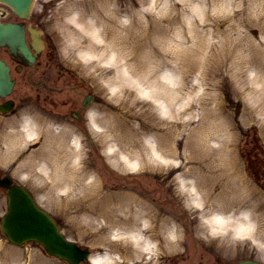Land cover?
<instances>
[{"label":"bare ground","instance_id":"obj_1","mask_svg":"<svg viewBox=\"0 0 264 264\" xmlns=\"http://www.w3.org/2000/svg\"><path fill=\"white\" fill-rule=\"evenodd\" d=\"M56 1L59 4L57 11L61 14L56 23L61 27L66 52L73 61L86 63V72L95 83L103 84L107 94L101 105L103 110L89 112L88 119L93 124L99 118H105L108 127L100 132V136L101 140L108 142L106 151L110 161L125 171L135 169L132 164L135 160L142 171L154 175L161 170H155L153 165L162 160L166 165L162 170L166 176L161 181L167 180L168 176L174 177L180 191L192 199L184 207L196 213L197 225L208 236L248 234L263 246L264 194L241 165L236 148L238 131L232 115L225 107H210L207 102L193 124L195 120H186L183 116L185 106L181 90L184 87L170 90L167 86V82H175L178 71H183L188 55L198 54L201 58L207 46L214 43L207 56L213 57L219 65L229 60L231 75L240 77L247 65L254 66L256 74L251 80L258 77L262 87L247 85L243 88H250L257 94V100L263 102L264 59L261 48L248 36L241 37L244 34L239 29L235 38L225 31L211 43L210 30L203 31L199 24V21L205 23L210 16L206 6H199L197 12L192 8L191 17L187 18L182 12L166 13L164 7L155 11L151 8L152 14L142 13L137 10V0H97L96 17L77 11L74 0ZM249 1L250 5L256 4L264 9V0ZM229 3L222 0L218 4L219 11L226 13L224 9H230ZM124 4L128 8H123ZM216 5L214 1L210 10H217ZM182 18L188 24L187 30ZM163 19L168 23H162ZM260 26L264 31V18ZM187 39L194 42L188 53L184 47ZM171 57H174V68L178 70L172 73L162 70L170 63ZM136 94L154 102L166 116L167 125L153 118L136 121L127 119L130 115L123 116L119 107L128 106L133 110L138 104ZM143 111L152 116L150 107H144ZM191 124L189 132L183 135L182 127ZM34 125L32 120L25 119L23 143L36 136V132L48 130L46 135L52 132L42 126L35 130ZM145 130L150 132L148 136L143 135ZM46 139L37 154L45 160L29 174L47 178L53 189L64 185L68 196L73 193L84 196L87 229L96 227L94 234L115 229L120 236L111 249L123 250V255L131 256L136 264H156L159 256L165 257L179 249L183 230L167 210L132 185L115 188L88 166L83 169L86 163L80 160L79 135L71 134L73 149L64 155L52 152ZM181 140L182 148L179 146ZM37 155L22 160L17 171L24 172L27 167H32L37 162ZM100 214L105 218L101 226L95 222ZM128 241L131 247L126 246ZM35 256H31L29 264H44ZM22 260V255L13 253L5 241L0 240V264H21ZM92 260L98 264L118 261L110 252L94 255Z\"/></svg>","mask_w":264,"mask_h":264},{"label":"rangeland","instance_id":"obj_2","mask_svg":"<svg viewBox=\"0 0 264 264\" xmlns=\"http://www.w3.org/2000/svg\"><path fill=\"white\" fill-rule=\"evenodd\" d=\"M77 2L76 9L82 12L84 15H96L97 11L95 8L98 4L97 0H74ZM217 3V10H210L212 8L213 2ZM222 0H137V10L142 13L152 14L150 9L154 11L162 7L165 8L166 13L182 12L189 18L191 17L192 8L194 12H197L199 6H206L207 11L210 16L205 21H199L201 24V29L205 31L208 29L210 33V41H216L219 34L225 31H229L231 35L235 38L239 31L244 34L243 36H248L253 40L254 44L261 48L262 57L264 59V31L260 24L263 21V11L260 6L253 4L250 5L249 0H226L230 1L228 4L230 9L227 12L219 11L218 4ZM46 3V7L49 6L48 12L45 19H41V25L46 30V34L51 35L53 38L48 39V43L56 49L57 56L55 62L51 64H46L44 58L43 64L39 67L36 74L38 77L44 78L47 83L51 85H57V87L68 86V89L62 93H51L49 97L44 96L39 97L38 92L44 91L48 92L42 88H35L29 86V83H25L23 79L20 80L18 84V89L15 93L18 103L20 104L19 110L16 114L6 116L8 122V127L16 129L20 127L21 119L25 116L33 118L35 122H41L46 120L51 126L56 121L54 120L55 114L52 111H59L60 109L65 110L68 117H63L62 120H69L68 124L74 125V130L80 134L81 141L83 144V162L86 163L88 169L94 170L98 173L100 178L102 177L104 181L116 186L127 184L134 185V188L143 193L147 198L155 201L159 206L167 210L174 218L179 220L182 225L183 232L186 235V239L182 244V251H175L166 256L162 261L163 264H173L181 260H185L189 256L193 258L188 259L191 263L194 260V256L198 257L203 254L209 260L213 259V256L222 254L226 259L237 260L244 257H252L264 261V244H260L250 241L248 236L238 235L234 237L233 235L228 236H208L204 232L203 228H199L196 225L197 221L193 218L196 213L192 209L184 207L190 199L185 192L180 191V186L175 181L174 177L168 176V179L164 180L166 173L162 170L165 169L166 165L164 162L156 161L153 168L155 170H161V173L156 171L155 175L148 173L149 171H142L133 173L131 170L122 171L116 167L109 159L107 154V144L101 140L100 132H104L108 124L105 118H99L96 123H91L88 119V112L102 111L101 105L104 99H106L107 94L105 93L104 86L102 83H95L92 79L93 77L89 75L86 70L85 62L73 61L72 57L66 52L64 39L61 30L57 23H54V18L58 17L60 14L55 13L57 6L49 0H36L34 5V12L31 20H36V16L42 13V4ZM9 10L7 6H2L0 8ZM123 8H128L126 4ZM146 11V12H145ZM149 11V12H148ZM197 15V14H196ZM146 19L148 16H144ZM12 12L6 19H15ZM38 20V19H37ZM162 23H168L167 19H163ZM183 26L187 30L188 24L183 18L181 19ZM203 24V26H202ZM173 29V28H172ZM174 33V30L172 31ZM194 46V42L187 39L184 42V47L186 48V53L188 49ZM210 48H214V43L208 45L204 51L203 57L200 58L198 54L188 55L186 57V66H184L185 72L182 73L183 80V98L184 106L186 111L183 116L186 120L198 119L200 113L203 111L204 106L210 107H225L226 111L230 112L233 117V121L236 125L238 131V139L236 141L237 154L241 161V165L244 171L249 175L250 180L262 191L264 194V99L263 102L257 100V94L252 92L250 88H243L247 85L262 87V82L257 77L254 81L251 80L256 74V69L254 66L247 65L240 77L230 74V61L224 60L221 65L219 62L214 61L213 57L209 58L207 55ZM4 53L3 51H1ZM5 54V53H4ZM174 57H171L170 63L165 66L162 70L167 69L168 72L172 73L176 70L174 64ZM57 59L61 63L57 62ZM215 62L217 67L215 68ZM169 67V68H168ZM64 68V69H63ZM171 68L174 70L171 71ZM77 86L78 90L88 94L92 92L94 94L93 102L86 109V120L84 125L77 123L76 120H71L70 111L67 109V105L62 104L64 100L67 99L69 94L75 93L71 87ZM167 86L170 90L174 86V81L167 82ZM75 90L76 87H73ZM81 94V98L84 95ZM264 96V94H263ZM136 101L138 104L131 110L130 107H119V111L123 116L130 115L127 119L139 121L140 119L148 120L154 119L159 121L167 120L164 113L161 112L160 108L155 105V103L149 102L136 94ZM144 107H150L152 116L148 112L143 111ZM137 111H136V110ZM52 110V111H51ZM133 111H135L134 114ZM102 112H100L101 114ZM222 116V114H221ZM2 118V116H0ZM56 119V118H55ZM165 119V120H164ZM58 122H62L59 120ZM195 122H193L194 124ZM182 127L183 135L187 134L190 127ZM66 124L62 123V126ZM167 125V121L165 124ZM12 130H3L4 132ZM150 132L145 130L143 132L144 136H148ZM63 137L56 136V139H61ZM66 139V138H64ZM1 142V139H0ZM69 145L65 144L63 148L64 154L71 151L70 140H68ZM39 144V143H38ZM37 143L35 144V150L38 148ZM179 146L183 147V141L179 143ZM3 148H0V151ZM27 149L26 152L35 151ZM1 156V154H0ZM0 157V166L4 168L7 172L11 173L17 180L24 182L34 193L37 200L44 206L59 222L61 229L66 233L68 237L77 242L88 245L93 249L94 252L104 253L107 249L110 250V244H114L115 240L112 238L116 235L114 230L105 229L99 231L98 234H94L96 227H86V198L80 196L79 193L72 195L65 194V186L61 185L58 188H51L48 185L49 181L42 177L34 176L29 173V169H25L26 173L15 171V165L9 166L4 163ZM181 159V158H178ZM39 160V158H38ZM132 164H136L135 160ZM164 167V168H162ZM22 175V177H21ZM24 175V177H23ZM30 175V176H28ZM28 177L30 181L25 180ZM6 190L0 188V216L6 210ZM164 205V207L162 206ZM96 224L101 226L105 222L103 215H97ZM201 227V226H200ZM0 240H4L6 245L13 250L16 255H22L23 260L21 264H29L31 256L38 257V261L44 264H69L66 261L59 259L54 256H50L42 247L36 242H28L24 245H14L9 242L7 237L0 229ZM111 240L114 243H111ZM229 241V244L224 242ZM117 256L116 252H113ZM197 258V259H198ZM133 258H127L122 263L118 264H134ZM161 263L159 264H162ZM79 264H91V262L86 261Z\"/></svg>","mask_w":264,"mask_h":264},{"label":"water","instance_id":"obj_3","mask_svg":"<svg viewBox=\"0 0 264 264\" xmlns=\"http://www.w3.org/2000/svg\"><path fill=\"white\" fill-rule=\"evenodd\" d=\"M5 1L12 4L20 15H29L32 0ZM0 44H8L12 51L28 56L30 60L35 58L26 45L24 29L21 26L17 29L12 23L0 22ZM12 83L9 67L0 59V92L2 94L7 93L11 89ZM9 182L10 180L6 181V183ZM28 196L29 194L25 193L24 188L14 187L10 200L11 208L6 220L3 222L4 230L15 241L21 242L25 238H38L51 251L71 257L76 256L75 258L78 259L83 252L65 239L53 219L36 204L32 203V200H27ZM24 200L28 202L32 211L28 215L24 212L21 204Z\"/></svg>","mask_w":264,"mask_h":264},{"label":"flooded vegetation","instance_id":"obj_4","mask_svg":"<svg viewBox=\"0 0 264 264\" xmlns=\"http://www.w3.org/2000/svg\"><path fill=\"white\" fill-rule=\"evenodd\" d=\"M216 264H218V263H216Z\"/></svg>","mask_w":264,"mask_h":264}]
</instances>
